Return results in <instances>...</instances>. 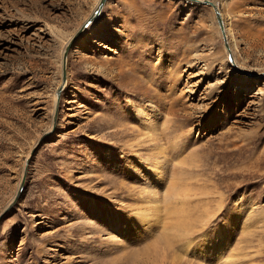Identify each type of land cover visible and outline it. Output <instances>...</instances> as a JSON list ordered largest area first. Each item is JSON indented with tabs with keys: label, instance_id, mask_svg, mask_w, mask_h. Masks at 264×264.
Listing matches in <instances>:
<instances>
[{
	"label": "rangeland",
	"instance_id": "374dc122",
	"mask_svg": "<svg viewBox=\"0 0 264 264\" xmlns=\"http://www.w3.org/2000/svg\"><path fill=\"white\" fill-rule=\"evenodd\" d=\"M212 1L238 67L208 4L0 0V264H264V0Z\"/></svg>",
	"mask_w": 264,
	"mask_h": 264
},
{
	"label": "water",
	"instance_id": "95a60500",
	"mask_svg": "<svg viewBox=\"0 0 264 264\" xmlns=\"http://www.w3.org/2000/svg\"><path fill=\"white\" fill-rule=\"evenodd\" d=\"M106 0H99L97 6L95 7L94 11L92 12V14H90V16L88 17V19L86 20V22H84L82 28L84 29V27H86L96 16L99 15L104 3H105ZM188 1H191V2H197V3H201V4H208L210 6H212V8L214 9V13H215V17H216V20H217V23H218V26L220 28V31H221V34H222V37H223V42H224V45L226 48H228V43H227V38H226V33L224 31V25H223V21H222V17H221V14H220V11L218 9V6L217 4L212 1V0H188ZM75 35H79V31L76 32ZM68 48L69 46L66 47V49L64 50L63 52V55H62V83L61 85L59 86V88L57 89L56 91V99L58 100L59 98V94H60V91L62 90L63 88V85H64V81H65V78H66V60H67V53H68ZM229 59H230V62L235 65L234 61H233V58H232V55L231 53H229ZM23 184H24V177L22 178L21 182H20V186L18 188V191H17V195L21 192L22 188H23ZM17 195L14 197V199L12 200V202L8 205L7 209L9 207L12 206V204L16 201V198H17Z\"/></svg>",
	"mask_w": 264,
	"mask_h": 264
},
{
	"label": "bare ground",
	"instance_id": "6f19581e",
	"mask_svg": "<svg viewBox=\"0 0 264 264\" xmlns=\"http://www.w3.org/2000/svg\"><path fill=\"white\" fill-rule=\"evenodd\" d=\"M98 2H99V0H98ZM98 2L96 3L95 7L97 6ZM217 6H218V5H217ZM95 7H94V9H95ZM94 9H93V11H94ZM218 9H219V8H218ZM219 11H220V10H219ZM220 13H221V12H220ZM90 14H92V13H90ZM89 16H90V15H89ZM89 16H88V17H89ZM88 17H87V18L81 23V27H80L79 29H77V31H79V35L84 31V29L82 28V26H83L84 22H86V20L88 19ZM96 17H97V16H96ZM96 17H95V18H96ZM95 18H94V19H95ZM94 19H93V20H94ZM93 20H92V21H93ZM92 21H91V22H92ZM224 31H225V28H224ZM220 32H221V31H220ZM225 32H226V31H225ZM70 38H71V37H70ZM65 43H66V42H65ZM227 43H228V41H227ZM65 46H66V45H65ZM224 47H225V45H224ZM225 48H226V47H225ZM64 50H65V49H64ZM226 50H227V54L231 53L232 50L230 49L229 44H228V48H226ZM63 52H64V51H63ZM233 61H234V63H235V65H233V66H234V67H238V64H237V62H235L234 58H233ZM66 62H67V60H66ZM243 78H245V77H243ZM133 112H134V113H133L134 116H137V117L139 116V112H140V111H139L136 107H133ZM140 113H141V112H140ZM134 116H133V117H134ZM136 215H137V214H136Z\"/></svg>",
	"mask_w": 264,
	"mask_h": 264
}]
</instances>
